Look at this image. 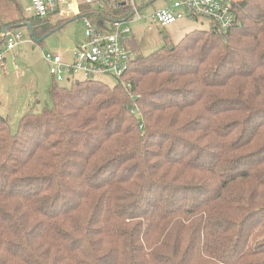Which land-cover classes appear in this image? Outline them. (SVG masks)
Here are the masks:
<instances>
[{"label": "trees", "instance_id": "16d2710c", "mask_svg": "<svg viewBox=\"0 0 264 264\" xmlns=\"http://www.w3.org/2000/svg\"><path fill=\"white\" fill-rule=\"evenodd\" d=\"M231 9L147 55L133 36L114 86L54 81L16 132L0 114V264H264V0ZM72 19L0 10V49Z\"/></svg>", "mask_w": 264, "mask_h": 264}, {"label": "built area", "instance_id": "2783aa9c", "mask_svg": "<svg viewBox=\"0 0 264 264\" xmlns=\"http://www.w3.org/2000/svg\"><path fill=\"white\" fill-rule=\"evenodd\" d=\"M155 1L30 0L36 17L59 22L82 15L80 19L86 26V42L77 46L70 60L58 52L44 53L54 81L101 80L104 75L122 79L138 55L131 46L130 22L151 18L162 26H169L183 18L205 17L217 30H227L236 19L232 0H174L146 13L144 9ZM13 36L8 38V49L15 47L22 34Z\"/></svg>", "mask_w": 264, "mask_h": 264}, {"label": "rangeland", "instance_id": "374dc122", "mask_svg": "<svg viewBox=\"0 0 264 264\" xmlns=\"http://www.w3.org/2000/svg\"><path fill=\"white\" fill-rule=\"evenodd\" d=\"M173 1L156 0L144 11L148 13ZM19 4L20 8L16 9L12 2L2 0L1 13L10 20L20 14L33 15L30 0H19ZM56 23L54 19L52 24ZM130 27L131 36L136 38L140 53L147 55L162 46L165 37L177 43L191 31L208 29L210 20L205 17L183 18L169 26H162L148 18L130 22ZM85 29L83 20L73 17L63 29L49 35L43 43L35 42L25 25L19 27L15 33H10L12 38L15 34H22L13 49H8L6 45L0 49V55L3 57V60H0V114L8 118L12 131H17L20 118L31 108L40 111L52 104L49 87L54 79L49 71V64L44 59V53L58 52L70 60L77 46L86 42ZM101 80L111 86L117 83V79L110 75H104Z\"/></svg>", "mask_w": 264, "mask_h": 264}]
</instances>
